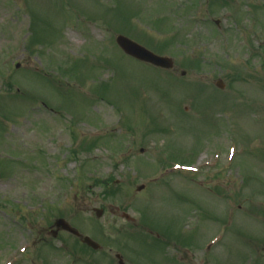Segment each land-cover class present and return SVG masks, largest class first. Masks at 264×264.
Here are the masks:
<instances>
[{"label": "rangeland", "instance_id": "374dc122", "mask_svg": "<svg viewBox=\"0 0 264 264\" xmlns=\"http://www.w3.org/2000/svg\"><path fill=\"white\" fill-rule=\"evenodd\" d=\"M116 34L173 70L126 59ZM6 159L0 264L35 233L22 264H58L59 217L94 239L181 229L195 264H264V0H0ZM139 242L125 249L135 264L157 252Z\"/></svg>", "mask_w": 264, "mask_h": 264}, {"label": "flooded vegetation", "instance_id": "af4514ba", "mask_svg": "<svg viewBox=\"0 0 264 264\" xmlns=\"http://www.w3.org/2000/svg\"><path fill=\"white\" fill-rule=\"evenodd\" d=\"M46 234L47 233H43L41 235L38 233L37 242H44ZM49 234L52 236V233ZM53 235L55 236L54 238L60 237L61 239L60 251H58L57 248L53 249L54 247H51L53 250H50L49 253H58L56 258L59 257V253L61 255H66L58 259L60 261L58 264H134L133 257L135 255L128 253L125 249H127L126 244L128 245L130 242V245H132V242L136 240H139V244L143 247H151V245L154 244L155 250L157 249L155 257L159 255L160 258H162V256L165 258L169 251L170 253L173 252V255L169 257L175 264H182V262H184L183 254L189 250L188 247L184 246V239L181 233H113L112 239L114 238L113 244H115V246L112 244L111 240L108 239V236L101 234L99 235V240H101L104 246H99L95 249L84 245L81 237H75L68 233H56ZM123 237L125 238L122 239ZM105 244L108 245L106 246ZM105 248H107L108 253L105 252ZM113 248L115 249L114 255L111 253ZM191 250L195 252L197 249L193 247ZM117 256L119 260H116ZM138 256L139 254L137 252L136 257ZM146 256L148 260V253ZM40 259H43V257L40 256ZM156 263V261L147 262V264ZM39 264H50V262L41 261ZM187 264L191 263L187 262Z\"/></svg>", "mask_w": 264, "mask_h": 264}, {"label": "water", "instance_id": "95a60500", "mask_svg": "<svg viewBox=\"0 0 264 264\" xmlns=\"http://www.w3.org/2000/svg\"><path fill=\"white\" fill-rule=\"evenodd\" d=\"M116 43L126 54L134 57L139 61L146 62L153 66L164 69H169L172 66L170 59L155 56L149 51L145 50L144 48L136 45L135 43L131 42L130 40L122 36H118L116 38ZM57 225L58 226L61 225L63 226L64 229L73 233V231L68 226H66L62 221L57 222Z\"/></svg>", "mask_w": 264, "mask_h": 264}]
</instances>
